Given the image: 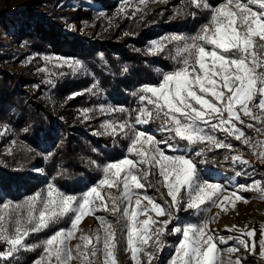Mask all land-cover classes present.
I'll list each match as a JSON object with an SVG mask.
<instances>
[{
  "label": "snow or ice",
  "instance_id": "obj_1",
  "mask_svg": "<svg viewBox=\"0 0 264 264\" xmlns=\"http://www.w3.org/2000/svg\"><path fill=\"white\" fill-rule=\"evenodd\" d=\"M147 2L139 0L140 4ZM132 3L133 0H125L121 13L126 15L127 6ZM187 3L196 9H206L209 13L207 22L194 34H176L150 41L146 49L149 55H157L164 52L168 44H174V69L162 72L157 83L140 85L132 92L139 102L136 108L129 111L126 107H100L101 112L127 113L121 121L101 124L104 134L122 136L128 141L126 154L108 162L98 183L79 195L66 194L49 184L45 192L27 197L11 211H0V242L6 246L0 251V264H12L19 253L36 248H41L42 253L32 264H51L53 257L55 264H70L73 259L79 260L80 264H98L99 255L103 256L102 264H117L118 231L121 236L126 234L127 247L123 250L131 252L134 264H141V253L147 258V264H152L166 246L163 238L180 211L205 213L210 207L226 210L223 208L226 202H247L241 192L264 193V182L253 180L250 184H237L230 190L235 198L230 201L225 195L229 190L220 183L202 181L198 169V164L207 162L208 152L233 148L228 142L229 137L249 148L259 149L253 154L260 164H264V140L247 136L237 127L238 123L245 124L243 115L255 121L247 123V128L264 135V0H224L217 6L210 5L207 0H187ZM138 11L137 7L132 16ZM43 59L48 61L50 58L44 56ZM65 64L73 72L83 67L79 60H64L58 66ZM37 70L47 72L46 68ZM96 88L93 84L89 91ZM79 94H70L69 98ZM83 111L87 118L91 110ZM156 122L159 126L155 132L162 134L160 139L156 138L155 132L140 127ZM217 132L223 133V138H218ZM181 142H184L183 147ZM231 160L234 165L242 166L235 171L237 177L247 175V168L252 167L242 154L233 155ZM157 174L160 179L156 184L165 187L170 197L164 205L140 191L146 186H154L149 175ZM105 186L109 191L102 194ZM111 189H116V193ZM142 200L147 204H142ZM9 207L2 205L3 209ZM98 211L110 212L116 217L115 223L98 216L100 229L92 235H82L79 239L83 245L70 247V240L75 238L82 219ZM149 212L166 218L160 221L151 216L138 219ZM66 217L69 227L58 229L40 243H26L30 235L48 229ZM214 220L215 217L203 218L198 223L174 226L170 231L181 234L182 239L178 241L170 264H221L217 253L224 250L218 248L217 240L220 244L235 240L246 253L254 254L255 228L237 229L234 225L225 230L239 231L240 235L225 239L217 237L209 227ZM259 248L260 256L264 258V227L261 228ZM226 250L236 253L240 248L231 246ZM245 258L238 256L231 264H241Z\"/></svg>",
  "mask_w": 264,
  "mask_h": 264
},
{
  "label": "trees",
  "instance_id": "obj_2",
  "mask_svg": "<svg viewBox=\"0 0 264 264\" xmlns=\"http://www.w3.org/2000/svg\"><path fill=\"white\" fill-rule=\"evenodd\" d=\"M54 1L47 2L52 4ZM92 1L102 6L99 22L108 18L107 22L101 27L96 23L97 30L93 33L86 30L81 36L70 33L66 38L76 45V55L85 69L82 74H64L59 70L53 86H46L48 90H43L40 84L33 94L25 87H33L39 79L18 72L0 74V117L4 119L3 123L15 129L29 125L11 152L0 158V211H11L15 204H23L27 197L45 192L49 184L73 194L100 177L99 166L123 156L128 141L122 136L104 134L101 121H121L127 113L101 112L99 106L110 102L113 107L122 105L129 111L136 108L139 102L132 92L140 85L157 83L162 72L175 67L172 59L174 44H168L164 52L149 55L146 51L149 42L176 34H194L197 26L209 16L206 9H196L187 0H148L147 4L133 0L134 4H129L126 15L119 11V2L125 0ZM222 2L224 0H207L212 6ZM134 6L140 11L133 17L132 11L137 8L133 9ZM75 12L65 10L62 16L70 22ZM79 12L80 20L86 26L92 19L91 11L79 9ZM99 32L103 35L100 36ZM18 34L35 50L39 43L47 45L43 34H25L22 29ZM93 84L97 88L89 91ZM73 92L80 94L70 99ZM28 96L31 100L23 104V99ZM9 102L19 111L17 117L5 110ZM80 107L91 110L87 118L80 114ZM149 126L156 130L158 122ZM38 168L42 174L33 171ZM3 204L10 207L3 209ZM57 226L59 223L42 233L48 234ZM35 235L37 233L30 237ZM4 247L5 244L0 242V251ZM36 251L19 253L12 264H28L36 256Z\"/></svg>",
  "mask_w": 264,
  "mask_h": 264
},
{
  "label": "rangeland",
  "instance_id": "obj_3",
  "mask_svg": "<svg viewBox=\"0 0 264 264\" xmlns=\"http://www.w3.org/2000/svg\"><path fill=\"white\" fill-rule=\"evenodd\" d=\"M47 1L48 0H0V74L2 72H18L24 76L29 75L30 77H33L34 80L39 79L37 84L32 85L33 87H25V89L30 88L29 92L31 94L34 93V90L38 88L40 84H42L40 87H43V90L46 89V86H49L47 88L53 86L55 84L54 79L57 77V72L59 70L64 71V74H82L85 71L84 67H82L77 72H73L72 69L67 66V64H65L63 67L58 66L64 60H68L69 62L74 60L81 61L76 55V45L74 46L66 41L67 34L75 33L76 35L81 36L82 34L86 33V30H89L90 33H93L97 30L96 23H99V27H101L108 20V18H103L99 22V17L102 16V13L99 12L103 11L101 8L102 6L100 3L93 2L92 0H55L52 4H48ZM122 7H125V1L119 2V11ZM129 7L130 5L127 6V8ZM136 7L137 6H134L133 9ZM252 7L255 9V6ZM79 9L91 11L92 19L86 26L80 20ZM65 10L76 11L73 16V20L70 22H67L65 17L62 16ZM206 22L207 21L198 25L196 31L198 30L199 26ZM41 23L44 24L46 30L37 32L36 27ZM20 29L24 30L25 34H43L46 38L45 42L47 45L45 46L44 44L38 42L39 44L37 46L39 47L35 50L26 38L21 37L18 34ZM49 33H53L62 38L60 45L53 47ZM99 35L102 36L103 32H99ZM44 56H48L50 59L45 61L43 59ZM39 68H46L47 72L38 71L37 69ZM48 80H51L52 83H47ZM12 89H15V87H12ZM23 100L24 104L26 101L31 100V98L28 96L27 99ZM101 106H104L105 108L122 107V105H116L113 107L110 102H107ZM101 106H99V108ZM5 110L10 114L14 113L16 117L19 114V111L10 102L5 105ZM83 110L84 109L80 107V114L84 115ZM242 119L245 121V124L238 123L237 127H240L247 136L253 137L254 139L264 140V135L257 134L255 129H249L246 127L247 123H255V121H251L248 117H244L243 115ZM3 120L4 119L0 117V132L3 133L0 135V158H2V156L8 155L12 148L18 144V137L25 133L27 129H29V125L24 128L15 129L12 125L3 123ZM105 121L110 120L105 119ZM101 123L103 122L101 121ZM256 126L259 127L260 125L257 124ZM140 127L146 128L149 132H155V128H151L149 125ZM155 135L157 139L162 138V134L159 132H155ZM217 136L218 138H223L224 134L217 132ZM228 142L233 145L231 150L216 149L212 152H208L206 157L207 162L198 164V169L200 179L202 181L220 183L229 190L225 192V195L229 197L230 201H233L235 198L231 196L230 190L234 189L237 184H250L253 180L264 182V164H260L256 156L253 154L259 149L249 148L241 141H236L232 137H229ZM183 144L184 142H181L182 147ZM42 146L44 147L45 144L42 143ZM126 149L124 150L123 156L126 154ZM241 154L243 159L250 161L252 167L247 168V175L237 177L235 176V171L240 170L242 166L239 165V163L234 165L231 157L233 155ZM121 157L113 161H116ZM226 157L228 159H225ZM199 159L200 158H197V160ZM108 162L110 161H107L99 166L100 177L94 183H87L83 185L81 189L73 194L79 195L89 187L96 185L99 179H101L103 176V167ZM33 171L38 174H42L40 168ZM153 171H155V169H153ZM159 179L160 177L158 174L155 176L149 175V180L152 181L154 186H146L145 189L140 191L142 193L146 192L147 195L152 196L157 203L164 205L166 200L170 201V197L167 196V189L165 187L156 184V181ZM108 191L109 189H107L105 186L102 194H106ZM111 191L116 193V189H111ZM240 194L247 198V202L235 201L234 204L226 202L225 205H223V208H226V210H222V208L219 207H210V210L205 213H197L194 210L180 211L177 214L178 219L169 224V231L166 232L163 238L166 246L161 252L157 254V258L153 259L152 264H170V260L174 255L178 241L182 239L181 234L172 233L170 231L174 226H182L188 223H198L201 219L210 217H215V220L210 223L209 227L215 231L217 237L222 236L227 239L229 236L240 235L239 231L225 230L231 229L234 225L237 229H242L245 226H247L248 229H256V249L254 254L246 253L235 240H228L227 244H220L217 240L218 248L224 250L217 253V259L221 262V264H231V262H235L238 256L246 257L241 262V264H264V258H261L259 248L261 228L264 227V193H261L260 191H248L241 192ZM142 204H147V201L142 200ZM98 216H103L105 219L113 223H115L116 220V217L108 211H98L95 215L85 216L78 225V229L75 232V238L70 240V247L74 249L77 244L83 245V241L79 239L82 235H92L97 229H100V222L97 219ZM149 216H151V218L156 221L166 218L159 217L154 212H149L147 214L140 215L138 219L144 220ZM69 226L70 225L66 217L64 220L59 222L57 229L51 231L48 234H44L41 231L37 233V235L29 237L26 243L29 245L40 243L58 229L67 228ZM117 228L119 229V225H117ZM100 234L102 235V229ZM117 236L120 241L117 243L115 251L117 264H134L131 259V252L123 250L127 247L126 234L121 236L120 232L118 231ZM245 239L248 238L245 237ZM231 246L240 248V251L236 253H229L226 249ZM5 247L3 250H5ZM36 250V256L31 261H29L28 264H32V262L41 255L42 249L36 248ZM139 257L141 259V264H147V258L143 256V253L139 254ZM102 261L103 256L99 255L98 264H102ZM51 264H55L54 257L52 258ZM70 264H80V261L73 259Z\"/></svg>",
  "mask_w": 264,
  "mask_h": 264
},
{
  "label": "bare ground",
  "instance_id": "obj_4",
  "mask_svg": "<svg viewBox=\"0 0 264 264\" xmlns=\"http://www.w3.org/2000/svg\"><path fill=\"white\" fill-rule=\"evenodd\" d=\"M45 26L44 24H39L37 27H36V31L37 32H40V31H45ZM50 35V40L52 41V44H53V47H56L58 45H60V43L62 42V38H60L59 36L53 34V33H49ZM251 205V204H250Z\"/></svg>",
  "mask_w": 264,
  "mask_h": 264
}]
</instances>
